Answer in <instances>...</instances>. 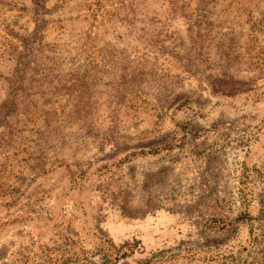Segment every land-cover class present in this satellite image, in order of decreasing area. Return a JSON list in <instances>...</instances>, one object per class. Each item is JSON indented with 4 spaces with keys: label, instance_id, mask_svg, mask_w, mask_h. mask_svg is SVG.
<instances>
[{
    "label": "rangeland",
    "instance_id": "rangeland-1",
    "mask_svg": "<svg viewBox=\"0 0 264 264\" xmlns=\"http://www.w3.org/2000/svg\"><path fill=\"white\" fill-rule=\"evenodd\" d=\"M13 97L0 264H264V0H0Z\"/></svg>",
    "mask_w": 264,
    "mask_h": 264
},
{
    "label": "trees",
    "instance_id": "trees-1",
    "mask_svg": "<svg viewBox=\"0 0 264 264\" xmlns=\"http://www.w3.org/2000/svg\"><path fill=\"white\" fill-rule=\"evenodd\" d=\"M27 51H28V55L29 56H34L32 48H27ZM26 57H27V55L25 57L20 58V61H21L20 65H24V63L27 62ZM19 71H20V69L17 72H19ZM17 77H18V75H17ZM11 89H12L11 92L14 93V94H16L15 92L18 91V89L16 88V85L14 84V82L11 84ZM13 100H14V102L11 101V102L5 104V106H3V111L4 112L2 113V115H0V117L2 116V119L4 118V120H5V118L10 115L11 109H12L13 105L16 102L15 97H13Z\"/></svg>",
    "mask_w": 264,
    "mask_h": 264
}]
</instances>
